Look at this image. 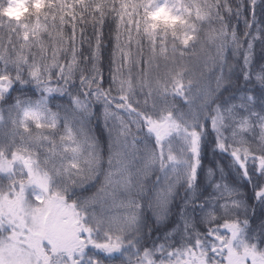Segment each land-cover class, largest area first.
Returning a JSON list of instances; mask_svg holds the SVG:
<instances>
[{"label": "snow or ice", "instance_id": "6c2138e0", "mask_svg": "<svg viewBox=\"0 0 264 264\" xmlns=\"http://www.w3.org/2000/svg\"><path fill=\"white\" fill-rule=\"evenodd\" d=\"M261 18L264 0H0V264H264L240 188L264 205ZM237 63L259 94L225 95Z\"/></svg>", "mask_w": 264, "mask_h": 264}, {"label": "trees", "instance_id": "16d2710c", "mask_svg": "<svg viewBox=\"0 0 264 264\" xmlns=\"http://www.w3.org/2000/svg\"><path fill=\"white\" fill-rule=\"evenodd\" d=\"M261 23H264V18H261ZM264 63V51H262V45H260L259 43L257 44V55H256V60L255 63L253 65L252 71L255 74L259 68L260 65ZM106 67V65H105ZM242 71L241 66L239 65V63H237V68L235 69L234 75H233V79L235 80V85L234 87H228L225 90V95H227L228 93H235V92H239V91H247V90H253L255 91L257 94L260 93V89L258 86H256L255 81H250L248 84H243V82L240 80V72ZM105 75L107 76V72L105 73ZM227 75V73H226ZM66 99V98H64ZM233 99H236V95H233ZM179 106L184 109L185 111L187 110V105H185L182 101H178ZM199 103L198 99H194L193 100V106L195 107L197 104ZM97 111H99L100 106L96 105L95 106ZM93 128L95 129L96 133L101 137V140L103 142L106 143L107 140V136L104 134V130H103V124L101 121L95 120L93 121ZM175 148L177 150H179L180 148V142L177 141L175 142ZM212 162L211 160V153L210 150L207 146H205L204 149V164L205 166H207L208 164H210ZM203 175V172H202ZM218 175V174H217ZM240 188L243 194H246L244 196H242V199H246L248 206H249V213H248V219L252 221V225L253 227H259L261 224H264V205H260L257 204L254 200H253V193H252V189L251 187L245 183V182H241L240 184ZM212 188L208 187V186H204L202 188L199 189L198 191V195L202 198L203 196H206L208 194H213L215 195V193H212ZM90 194V193H88ZM183 195V193H182ZM183 197H181L180 199H178V203L176 206L173 207L172 210V216H171V224H175L178 223L179 221V216L177 215L178 212V208H179V203L180 200H182ZM252 209L255 210V214H252ZM239 215L241 216V218H243L244 216V212L241 211L239 213Z\"/></svg>", "mask_w": 264, "mask_h": 264}, {"label": "rangeland", "instance_id": "374dc122", "mask_svg": "<svg viewBox=\"0 0 264 264\" xmlns=\"http://www.w3.org/2000/svg\"><path fill=\"white\" fill-rule=\"evenodd\" d=\"M14 14L18 15V14H19V12H17V11H16Z\"/></svg>", "mask_w": 264, "mask_h": 264}, {"label": "clouds", "instance_id": "9594fccd", "mask_svg": "<svg viewBox=\"0 0 264 264\" xmlns=\"http://www.w3.org/2000/svg\"><path fill=\"white\" fill-rule=\"evenodd\" d=\"M16 11L19 12V9H17Z\"/></svg>", "mask_w": 264, "mask_h": 264}]
</instances>
